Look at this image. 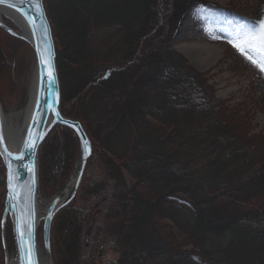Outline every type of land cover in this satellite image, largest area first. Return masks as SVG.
<instances>
[{
	"label": "trees",
	"instance_id": "1",
	"mask_svg": "<svg viewBox=\"0 0 264 264\" xmlns=\"http://www.w3.org/2000/svg\"><path fill=\"white\" fill-rule=\"evenodd\" d=\"M43 2L57 47L61 113L83 125L93 147L77 198L52 222L54 261L84 264L85 242L89 249L102 238L117 254L110 264H264V131H255L252 118L258 104L249 92L220 100L175 50L202 38L208 25L258 23L264 0L248 14L202 0ZM9 41L0 30V44ZM76 152V138L60 127L41 146L45 195L63 184ZM58 153L66 159L54 173L49 162ZM3 178L0 162V217ZM91 199L98 206L76 207Z\"/></svg>",
	"mask_w": 264,
	"mask_h": 264
},
{
	"label": "water",
	"instance_id": "2",
	"mask_svg": "<svg viewBox=\"0 0 264 264\" xmlns=\"http://www.w3.org/2000/svg\"><path fill=\"white\" fill-rule=\"evenodd\" d=\"M40 6L37 7L36 5ZM0 8L10 10L19 15L31 35L32 45L31 49L35 56L37 68V86L35 90V100L32 107L30 117L25 125L22 135L15 138L11 137L9 133H5L0 106V161L4 170V203L2 214L0 218V237L3 244V253L5 250V234L6 221L9 218L11 224V235L14 245V254L17 264H23L21 259V233L18 231V217L20 215V207L23 203L13 201L9 195V175L12 176V184L17 191L23 192L22 201H30L31 206V244L34 249L35 264H40L38 255V229L42 225V241L45 249V254L50 258L51 252V225L55 216L64 208H66L75 198L80 184L83 180L88 162L93 154L92 144L80 122L72 121L64 118L60 113V86L58 81L56 69V48L52 38L51 27L46 17L42 0H0ZM47 28L45 35L44 28ZM0 29L8 35L22 40L23 38L13 33L14 31L0 24ZM40 48L44 52L45 63H41V53L37 51ZM46 49V51H44ZM49 73L52 75L51 81L48 78ZM58 113L59 115H56ZM55 127H62L71 130L77 141L78 151L74 162L79 163V175L77 182L65 198L64 201H59L60 190L49 200H51L48 207L47 215L44 219L37 218V202L39 201V181H38V153L39 149ZM29 132L33 134L34 145L30 147L25 146L26 139L29 138ZM39 134L40 138L35 137ZM18 139V140H16ZM13 144L12 146L8 145ZM7 149L13 156H7L3 153V149ZM19 156V159L14 157ZM23 241H28L27 227L23 226Z\"/></svg>",
	"mask_w": 264,
	"mask_h": 264
},
{
	"label": "rangeland",
	"instance_id": "3",
	"mask_svg": "<svg viewBox=\"0 0 264 264\" xmlns=\"http://www.w3.org/2000/svg\"><path fill=\"white\" fill-rule=\"evenodd\" d=\"M202 1L213 3L222 8L241 11L248 14L249 11L247 10L250 6L254 9L258 0ZM250 12L252 11L250 10ZM72 20L73 19H70V21ZM185 20H187V18H185L184 21ZM66 22V20L62 22V28L64 27V30H68L65 27ZM5 23L7 25L3 24L4 26L14 29L9 21H5ZM236 28L237 27L231 26L217 29L208 25L203 29L202 38L195 42L178 45L175 47V50L186 59L194 69L207 76L210 84L217 91V97L220 100H232L237 102L250 93L255 104H258L257 109L252 112L253 122L256 126L255 131L261 132L264 131V71L254 65L250 60L246 59L244 55L228 42L231 36L234 35ZM1 31L10 38V41L6 46H4L5 43L0 44V50L4 47L7 51L6 62H4L9 67L8 72H6V76L8 75V77L4 81L1 78L3 84L0 91V106L2 113L6 118L11 121H17L24 114L28 105L31 82L29 75L30 70H32L34 66V56L29 46L8 35L3 30ZM62 156V154L58 153L53 158L54 163L51 164L52 159L49 162L50 169L54 173H56L57 170L64 168L63 166L65 164L66 155L64 154V159ZM125 181L128 185L132 183L128 176H125ZM60 188L56 192L46 195L42 192L41 188L40 198L43 200H49L60 190ZM78 193L79 189L75 196L76 198ZM75 202L76 207L81 210H86L89 207L93 209V206H98L100 203L98 199H91L88 202L77 200ZM106 228L108 229V226H106ZM104 240L105 239L102 238L99 239L98 244L90 243V248L82 251L84 264H110L117 260V254L104 243ZM4 242L6 252L15 258L9 218L6 221ZM37 243L41 251L45 253L42 241V225H40L38 229ZM86 244L87 242H85L84 246H86ZM1 246L3 254L2 261L3 264H5L6 255L3 253L2 242ZM50 260L51 264H60V262L58 263L54 261L52 251L50 252ZM64 264L71 263L68 260H65Z\"/></svg>",
	"mask_w": 264,
	"mask_h": 264
},
{
	"label": "bare ground",
	"instance_id": "4",
	"mask_svg": "<svg viewBox=\"0 0 264 264\" xmlns=\"http://www.w3.org/2000/svg\"><path fill=\"white\" fill-rule=\"evenodd\" d=\"M42 2H43V0H42ZM43 8H44L46 17L48 19L47 12H46V9H45V6H44V2H43ZM5 21H9L11 23V25L14 27V29H12L10 27V29L14 31L13 33H15L18 36L23 38L22 40H19V41L23 42L24 44H26L27 46H29L31 48V45H32L31 35H30L29 30H28V27L26 26V24L24 23L22 18L19 15H17L15 12H13V11L0 8V24H4L5 25L6 24ZM48 21H49V24H50V27H51L52 38H53V41H54V44H55V48H56V60L55 61H57L56 42H55V39H54V35H53V31H52V26H51L50 20L48 19ZM33 56H34V54H33ZM56 69H57L58 81H59V86H60V113H61V85H60V80H59L57 62H56ZM29 79L31 80V82H30V88H29L28 105H27V108H26L24 114L17 121H11L10 119L6 118L4 115L1 114V121H2V126H3V129H4V132L5 133H9V135L11 137H13V138H15V137H17L19 135L20 136L22 135V133L24 131V128H25V125L27 124V121H28V119L30 117V114H31V111H32V107H33V104H34L35 90H36V86H37V68H36L35 56H34V66H33L32 70H30ZM61 115H62V113H61ZM64 118H66V117H64ZM66 119H69V118H66ZM69 120L77 121V120H73V119H69ZM55 128H57V127H55ZM60 128H62V127H60ZM53 130L51 131V133L53 132ZM67 130H69V129H67ZM69 131H71V130H69ZM51 133L48 135L46 140L49 138ZM72 134L74 135L73 132H72ZM74 137H75V135H74ZM16 140H18V139H16ZM46 140L44 141V143L46 142ZM91 144H92V142H91ZM8 145L12 146L13 144L9 143ZM77 151H78V141H77ZM76 156H77V152H76L74 161L76 159ZM79 171H80L79 163H76L74 165V162H73L72 163V167L70 169V173H69L68 177L66 178L65 182L62 185L63 188H62L61 193L59 195V201H61V202L64 201L65 198L73 190V188H74V186H75V184L77 182V179H78ZM38 181H39V191H40L41 185H40V179H39V153H38ZM75 199H76V197L74 198V200ZM50 202H51V200H43V199H41L39 197V201L37 202V218H38V220H42V219H44L46 217ZM3 203H4V199H3ZM5 255H6L5 256V264H17L16 259L14 257H12L8 252H6ZM38 255H39L40 264H51V260L48 257V255L43 253L40 248L38 249Z\"/></svg>",
	"mask_w": 264,
	"mask_h": 264
},
{
	"label": "snow or ice",
	"instance_id": "5",
	"mask_svg": "<svg viewBox=\"0 0 264 264\" xmlns=\"http://www.w3.org/2000/svg\"><path fill=\"white\" fill-rule=\"evenodd\" d=\"M37 7L40 5L37 4ZM45 35L47 34V28H44ZM215 38V37H213ZM235 47L246 59L250 60L254 65L259 67L264 71V19H261L256 24L242 25L238 26L235 30L234 35L228 41ZM41 53V63H45L44 52L40 48L37 49ZM46 51V49L44 50ZM49 80L51 81L52 75L49 73ZM56 115H59L56 113ZM36 139L40 138L39 134L35 137ZM34 145L33 134L29 132V138L25 141V146L30 147ZM3 153L7 156H13L12 153L8 152L7 149H3ZM19 159V156L14 157ZM9 195L13 201H16L17 204L13 206H18L19 203H23V207H20V215L18 217V231L21 233L22 243H21V259L23 264H35L34 260V249L31 244V206L30 201H22L23 192L17 191L12 184V176L9 175ZM26 226L28 231L29 240L23 241V230L22 227Z\"/></svg>",
	"mask_w": 264,
	"mask_h": 264
},
{
	"label": "flooded vegetation",
	"instance_id": "6",
	"mask_svg": "<svg viewBox=\"0 0 264 264\" xmlns=\"http://www.w3.org/2000/svg\"><path fill=\"white\" fill-rule=\"evenodd\" d=\"M85 248L88 249V244H86Z\"/></svg>",
	"mask_w": 264,
	"mask_h": 264
}]
</instances>
